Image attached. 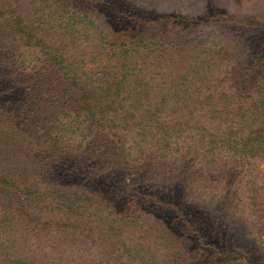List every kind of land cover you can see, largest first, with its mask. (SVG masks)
Returning <instances> with one entry per match:
<instances>
[{
  "label": "trees",
  "instance_id": "16d2710c",
  "mask_svg": "<svg viewBox=\"0 0 264 264\" xmlns=\"http://www.w3.org/2000/svg\"><path fill=\"white\" fill-rule=\"evenodd\" d=\"M129 1L0 0V264H264V41Z\"/></svg>",
  "mask_w": 264,
  "mask_h": 264
},
{
  "label": "rangeland",
  "instance_id": "374dc122",
  "mask_svg": "<svg viewBox=\"0 0 264 264\" xmlns=\"http://www.w3.org/2000/svg\"><path fill=\"white\" fill-rule=\"evenodd\" d=\"M114 1H124V0H114ZM134 1V2H133ZM130 0L129 4L133 7H137L139 10L138 12H143V0ZM176 2V3H175ZM216 5L225 11L229 15L236 16L240 18L243 21L242 28L245 30L247 33L251 34L254 33L253 39L254 41L248 45L249 49L252 50L253 52H258L257 46L259 47V41H264L261 40V38H264V34L262 35H257L258 31L264 27V0H215ZM174 4H171V6H168L170 9H175L177 5H179V8H182L184 11L185 16L191 18L194 16H199V12L204 9L205 7V1L203 0H177L173 2ZM161 10V9H160ZM164 11V10H163ZM117 13V12H116ZM115 15L117 16V13ZM191 23V21L189 20ZM192 25H185L184 26V31L191 29ZM214 26L211 25V28ZM171 27H168V29ZM216 32L221 33L222 29L220 26L214 27ZM181 30V29H180ZM252 35V34H251ZM262 36V37H261ZM242 38V37H240ZM237 38L236 40L240 39ZM6 63L4 60H0V84L2 83H7L9 80L7 78L8 74L6 72ZM163 191V190H162ZM232 234L237 235V229L232 230ZM239 236V233H238ZM239 239L243 243L250 242L252 241L251 238L248 236H244L241 234L239 236Z\"/></svg>",
  "mask_w": 264,
  "mask_h": 264
}]
</instances>
